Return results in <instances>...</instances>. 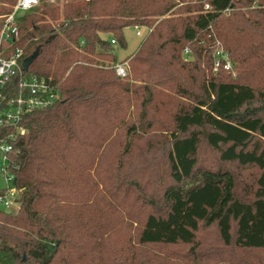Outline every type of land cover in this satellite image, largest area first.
<instances>
[{"label": "trees", "instance_id": "obj_1", "mask_svg": "<svg viewBox=\"0 0 264 264\" xmlns=\"http://www.w3.org/2000/svg\"><path fill=\"white\" fill-rule=\"evenodd\" d=\"M16 2L0 0V15ZM128 27L148 33L120 60L115 44L126 45ZM20 32L13 49L25 58L38 49L24 74L50 82L58 97L19 125L0 126V138L17 135L9 160L21 190L16 210L0 208V264H86L101 241L93 224L115 209L116 181L138 184L107 153L130 157L135 140L153 133L163 139L150 138L147 152L163 150L167 181L158 193L140 189L148 210L139 242L187 245L189 264H211L199 235L215 227L223 247L264 252V0L44 3L21 17ZM218 45L238 77L214 70ZM124 61L121 77L114 65ZM202 141L230 167L201 165ZM242 167L256 170L244 193L234 170Z\"/></svg>", "mask_w": 264, "mask_h": 264}, {"label": "rangeland", "instance_id": "obj_2", "mask_svg": "<svg viewBox=\"0 0 264 264\" xmlns=\"http://www.w3.org/2000/svg\"><path fill=\"white\" fill-rule=\"evenodd\" d=\"M68 1L70 0H56L52 4L63 6ZM4 16L5 14L0 15V24H2ZM138 30L141 32L140 35L137 34ZM147 33L148 31L143 27L126 28L124 30L126 45L115 44V53L118 58L123 60L132 57L138 51ZM262 69V72L257 76L259 85L255 82L259 87H264V67ZM232 76L238 77L236 68H234ZM161 112L159 117L168 123L171 120L169 113L164 110ZM150 138L157 141L163 139V135L153 133L150 136L137 138L135 149L130 157L124 156L122 150L118 148V150L112 149L107 153L110 154V158H119L122 165L121 172L127 173L125 176L130 179H136L138 184L136 187L123 189L124 179L116 181L118 188L115 187L116 192L112 197L115 209L103 214L93 224L95 228L99 229L98 238L101 241L97 242V246L88 252L86 264H181L182 262L189 264L184 258L188 251L187 245L141 244L138 240L141 223L148 210L140 189L158 193L167 181V176L164 175L167 163L163 150L157 146L155 151L147 152ZM199 163L213 169L230 167L219 162L216 151L205 141H202L199 149ZM234 170L242 180V193H244L246 188L252 185L256 170L243 167L234 168ZM1 186H6L3 177ZM0 208L14 211L18 208V203L14 201L9 207L0 203ZM199 241L201 243L199 249L202 251L208 249L214 254L215 262L211 264H237L238 260L242 264H254L258 263L261 258L264 259V252L261 251L223 247L215 227L203 228L199 235ZM230 258H232V263L227 262Z\"/></svg>", "mask_w": 264, "mask_h": 264}, {"label": "built area", "instance_id": "obj_3", "mask_svg": "<svg viewBox=\"0 0 264 264\" xmlns=\"http://www.w3.org/2000/svg\"><path fill=\"white\" fill-rule=\"evenodd\" d=\"M56 0H17L13 9L4 16L0 27V126H17L25 115L35 109L52 105L58 94L54 86L43 78L27 76L23 62V48L13 44L20 37V19L27 12L41 7L44 3H53ZM205 9H210L206 4ZM137 34L141 32L138 30ZM112 42L116 41L112 39ZM188 49L184 51L185 57ZM214 70L217 72L221 66L227 70H234L228 52L221 46H216L214 50ZM128 62H118L114 65L116 73L125 77L128 75ZM15 80V88L10 84ZM17 135L10 133L0 138V173L2 174L6 186L5 191L0 194V203L9 207L19 196L20 189L15 185V174L9 160V152L13 149V143ZM14 168V167H13Z\"/></svg>", "mask_w": 264, "mask_h": 264}, {"label": "water", "instance_id": "obj_4", "mask_svg": "<svg viewBox=\"0 0 264 264\" xmlns=\"http://www.w3.org/2000/svg\"><path fill=\"white\" fill-rule=\"evenodd\" d=\"M37 54H38V49L32 55H30L27 58H25V60L23 62V67H24L25 70L28 69L29 65L35 59Z\"/></svg>", "mask_w": 264, "mask_h": 264}]
</instances>
